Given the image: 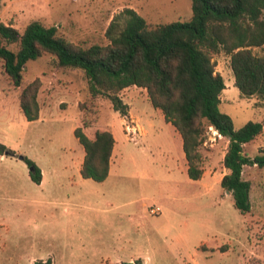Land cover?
<instances>
[{"label":"rangeland","instance_id":"374dc122","mask_svg":"<svg viewBox=\"0 0 264 264\" xmlns=\"http://www.w3.org/2000/svg\"><path fill=\"white\" fill-rule=\"evenodd\" d=\"M127 7L150 24L192 16V0H0V20L21 31L40 20L87 47L107 44L110 23L118 18L123 26ZM254 52L264 56V47ZM215 59L226 82L221 110L235 129L250 120L264 123V99L241 93L226 53ZM35 78L42 81L40 113L28 120L20 107L22 88L0 60V142L14 151L0 154V264H116L131 258L143 264H264V167H244L252 209L241 213L221 186L227 138L213 128L202 146L204 177L194 180L181 135L143 88L120 94L138 120L115 110L106 97L92 98L84 73L56 67L50 54L28 62L25 82ZM129 119L142 130L133 137L126 130ZM107 126L116 136L109 175L85 178L79 169L84 147L74 131L82 127L93 135ZM260 149L264 132L244 145L251 157ZM19 155L41 168L40 184ZM156 207L161 211L152 213Z\"/></svg>","mask_w":264,"mask_h":264},{"label":"trees","instance_id":"16d2710c","mask_svg":"<svg viewBox=\"0 0 264 264\" xmlns=\"http://www.w3.org/2000/svg\"><path fill=\"white\" fill-rule=\"evenodd\" d=\"M125 23L118 18L107 29V44L82 46L69 41L56 25L30 21L23 31L0 20V60L14 85L21 87L20 107L28 120L39 117L40 78L25 82L29 61L45 54L53 56L58 68L80 69L88 80L92 98L106 97L122 114L128 105L120 96L130 87L147 90L151 104L171 121L183 139L188 175L198 180L204 174L203 143L209 127L228 138L223 163L228 169L221 186L231 192L241 213L252 209V182L245 179L246 165L264 167V150L249 156L244 145L264 132V123L250 120L235 129L232 117L221 110V93L226 88L216 71V55L230 57L235 85L245 96L264 99V56L254 52L264 47V0H192L188 20L150 24L134 8L124 10ZM119 26L121 28H119ZM75 135L85 150L81 174L103 181L110 171L115 138L110 130H97L90 138L82 127ZM14 151L0 142V154ZM31 179L40 184L41 168L30 158ZM120 264H143L142 259Z\"/></svg>","mask_w":264,"mask_h":264},{"label":"crops","instance_id":"0c3cea01","mask_svg":"<svg viewBox=\"0 0 264 264\" xmlns=\"http://www.w3.org/2000/svg\"><path fill=\"white\" fill-rule=\"evenodd\" d=\"M131 87H134V86H130V87H128V88H131ZM135 87H138V86H135ZM141 88H142V87H141ZM143 89L146 90L145 88H143ZM146 92H147V90H146ZM147 94H148V93H147ZM148 98H149V97H148ZM129 104H130V103H129ZM132 108H133V107H132ZM132 108H131V106L129 107L127 114L130 115L131 117H136V119L141 120L140 117H138L137 115H135V114H133V113L131 112V109H132ZM111 127H112V126H107L106 128H103V129H101V130H110V131L113 133V135H114V138H115V145H114L113 153H112V157H111V163H112V161H113V156H114V150H115V146H116V136H115L113 130L111 129ZM144 127H145V126H144ZM145 128H146V127H145ZM96 132H97V130L95 131V133H94L93 135H88V132L85 131V133H86L90 138H94ZM146 132H147V129H146ZM146 132H145L144 134H146ZM177 132H178V131H177ZM178 134H179V132H178ZM218 135H219V134H218ZM219 136L222 137V138H227V137H224V136H222V135H219ZM182 145H183V139H182ZM227 146H228V138H227L226 148H227ZM226 150H227V149H226ZM225 153H226V151L224 152V155H225ZM84 155H85V150H84V153H83V155H82V161H83V159H84ZM110 166H111V164H110ZM79 169H81V164H80ZM226 170H227V171H226L225 173L228 172V169H227V168H226ZM42 173H43V171H42ZM243 174H244V170H243ZM203 177H204V176H203ZM130 260H134V258H131ZM121 261H124V260H119V261H117L116 264H120Z\"/></svg>","mask_w":264,"mask_h":264},{"label":"built area","instance_id":"2783aa9c","mask_svg":"<svg viewBox=\"0 0 264 264\" xmlns=\"http://www.w3.org/2000/svg\"><path fill=\"white\" fill-rule=\"evenodd\" d=\"M125 122L127 125L126 126L127 133H128V135L130 134L131 137H133V135L137 134L138 132L142 131L141 126L139 125V123H135L134 119L125 120ZM211 128H213V127H211ZM214 131L217 134V131L215 129H214ZM160 211H161V209L159 207L151 209L152 213H159Z\"/></svg>","mask_w":264,"mask_h":264},{"label":"water","instance_id":"95a60500","mask_svg":"<svg viewBox=\"0 0 264 264\" xmlns=\"http://www.w3.org/2000/svg\"><path fill=\"white\" fill-rule=\"evenodd\" d=\"M19 159L24 160V159H25V156H24V155H19ZM30 170H33V167H30ZM228 192H229V191H228Z\"/></svg>","mask_w":264,"mask_h":264},{"label":"bare ground","instance_id":"6f19581e","mask_svg":"<svg viewBox=\"0 0 264 264\" xmlns=\"http://www.w3.org/2000/svg\"><path fill=\"white\" fill-rule=\"evenodd\" d=\"M217 131V130H216ZM217 134H219L218 132H217ZM220 135V134H219Z\"/></svg>","mask_w":264,"mask_h":264}]
</instances>
